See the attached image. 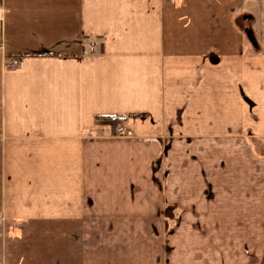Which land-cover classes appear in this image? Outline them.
<instances>
[{"label":"crops","instance_id":"obj_1","mask_svg":"<svg viewBox=\"0 0 264 264\" xmlns=\"http://www.w3.org/2000/svg\"><path fill=\"white\" fill-rule=\"evenodd\" d=\"M1 1L0 264H264V0Z\"/></svg>","mask_w":264,"mask_h":264},{"label":"built area","instance_id":"obj_2","mask_svg":"<svg viewBox=\"0 0 264 264\" xmlns=\"http://www.w3.org/2000/svg\"><path fill=\"white\" fill-rule=\"evenodd\" d=\"M3 5L2 1L0 0V32L2 31L3 28ZM6 66L7 68H16L19 66V61L17 58H10L9 60L6 61ZM127 133V127L125 126H117L115 128V134L118 136H124Z\"/></svg>","mask_w":264,"mask_h":264},{"label":"trees","instance_id":"obj_3","mask_svg":"<svg viewBox=\"0 0 264 264\" xmlns=\"http://www.w3.org/2000/svg\"><path fill=\"white\" fill-rule=\"evenodd\" d=\"M122 119L123 116L120 115H107L97 117V120L108 124L112 129L115 128L121 122Z\"/></svg>","mask_w":264,"mask_h":264},{"label":"rangeland","instance_id":"obj_4","mask_svg":"<svg viewBox=\"0 0 264 264\" xmlns=\"http://www.w3.org/2000/svg\"><path fill=\"white\" fill-rule=\"evenodd\" d=\"M248 37H249V38H252L251 35H250L249 33H247V38H248Z\"/></svg>","mask_w":264,"mask_h":264}]
</instances>
